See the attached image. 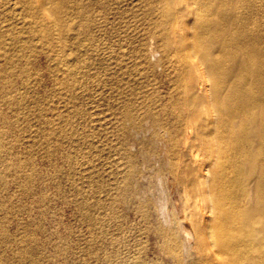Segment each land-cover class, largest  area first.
Here are the masks:
<instances>
[{"label": "rangeland", "instance_id": "374dc122", "mask_svg": "<svg viewBox=\"0 0 264 264\" xmlns=\"http://www.w3.org/2000/svg\"><path fill=\"white\" fill-rule=\"evenodd\" d=\"M22 1L0 0L2 29L21 32ZM84 1L89 3L90 26H80L79 32L55 31L52 43L36 35L32 49L25 51L27 56L14 60L30 67L31 95L23 74L14 70L12 93L26 96L18 112L0 100V264H33L32 256L38 257L39 264H80V195L151 193L158 171L166 178L169 192L181 195L185 204L188 188L197 195L195 169L208 157L203 140L207 133L201 116L185 101L179 81L197 74L191 65L183 64L185 58L195 57L193 12L187 8L193 0L176 3L183 13L182 28L180 36H170L173 47L169 50L159 32L164 0ZM70 5L79 12L80 0H71ZM75 15L66 17L79 27ZM37 20L51 24L53 18L39 12ZM51 66L78 70L73 80L62 82L61 72L57 74ZM200 67L206 72L203 64ZM206 76L211 85L213 77ZM4 85L12 87L0 77V87ZM40 106L46 114L37 110ZM127 108L142 115L143 149L134 136L138 126L122 118ZM146 108L155 117L145 114ZM48 119L61 134L45 142L40 127ZM123 122L131 129L124 135L126 144L119 132ZM178 123L182 128L176 142L173 124ZM126 149L136 163L130 172ZM23 172L30 173L32 180L25 182ZM128 216L125 226L129 228L121 240L132 244L145 240L147 234L141 233L134 215ZM149 241L153 243L154 238ZM18 249L25 253L23 257Z\"/></svg>", "mask_w": 264, "mask_h": 264}, {"label": "bare ground", "instance_id": "6f19581e", "mask_svg": "<svg viewBox=\"0 0 264 264\" xmlns=\"http://www.w3.org/2000/svg\"><path fill=\"white\" fill-rule=\"evenodd\" d=\"M70 1L23 0L21 32L0 27V60L6 63L0 62V77L12 86L0 87V100L14 106L16 112L26 96L12 93L15 68L23 74L29 95L31 88L28 63L14 60L27 56L25 51L32 49L36 35L42 34L52 43L55 31L79 32L80 26H90L89 3L80 0L79 12H74L76 7ZM181 2L164 0L160 9L159 32L166 38V50L173 47L170 36H180L183 13L176 3ZM191 4L187 8L193 12L190 24L195 57L185 58L183 64L191 65L197 74L179 81L185 101L201 116L207 133L203 140L208 157L195 169L198 197L192 188L186 190V204L181 195L174 197L159 171L151 193L133 190L123 195H80V264H264V0H193ZM39 12L52 16V23L37 20ZM67 13L76 14L79 27ZM22 33L28 35L22 37ZM50 68L61 72L62 82L73 80L78 70L74 66ZM205 73L213 77L211 85ZM37 110L46 114L42 106ZM145 114L155 117L149 108ZM141 116L131 108L124 109L122 115L124 121L132 119L131 126H138L134 136L140 148ZM50 122L48 119L40 127L45 142L60 133ZM123 123L120 141L126 144L124 135L131 129ZM173 128L175 140L182 125L173 124ZM1 145L0 133V153ZM125 153L130 172L136 163L130 151ZM20 174L25 182L32 180L30 173ZM124 212H129L127 217ZM130 213L141 233L147 234L139 243L121 240L129 228L125 224ZM21 252L18 255L23 257ZM32 258L33 264H39L38 257Z\"/></svg>", "mask_w": 264, "mask_h": 264}]
</instances>
